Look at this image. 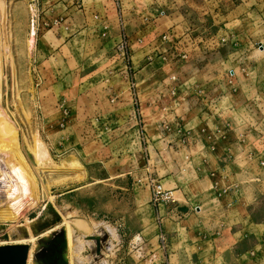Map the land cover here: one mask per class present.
<instances>
[{
	"label": "rangeland",
	"instance_id": "1",
	"mask_svg": "<svg viewBox=\"0 0 264 264\" xmlns=\"http://www.w3.org/2000/svg\"><path fill=\"white\" fill-rule=\"evenodd\" d=\"M84 1L87 17L77 12L76 17L69 18L63 6L64 0H0V60L3 69L1 106L17 127L19 148L36 176L40 189L39 204L30 210L24 207L20 220L0 221V240L5 236L14 240L26 237L28 234L26 219L35 226L36 237L55 229L62 222H67L66 228L70 229L72 264H264V171L257 170L254 165L247 163L248 166L245 169L236 173L239 183L232 182L237 179L230 176L233 172L231 168H226L223 177L230 181L223 183V187L219 189L221 195L224 194L220 195L221 197L229 196L226 206L223 208L215 203L216 212L207 209L202 216L206 225L215 221V225L223 222L228 224L231 230L244 229V232H236L232 237L231 246L225 247H214L212 238L203 237L198 233L200 222L194 214L186 215L178 222L171 220L159 223L157 221L158 229L160 224L163 225V232H159L156 242H151L149 236L141 235L132 238V242L129 243L131 239L123 237L122 232L120 234L110 227L116 222L123 225V217L112 218L111 216L110 210L116 204L110 191L113 188L110 184L113 183L97 180L99 164L87 165L93 179L85 178L83 182H77L84 179L85 169L74 155L83 157L88 162L114 159L109 163L112 167L110 170L114 173L118 170L125 172L129 169L126 149L134 150L137 142H144L145 137L141 129L144 124L140 121L137 122L139 134L135 136V139L133 136L132 140L129 139L124 144L120 132L115 131L118 129L115 127L118 126L117 123L109 124V128L102 131L103 135H97V139L94 137L96 134H93V130L89 129V133L85 132L84 119L86 116L95 114L97 98L107 99V96L111 94L103 90L106 87H114L118 94L124 93L131 98L133 95L135 97L138 94V88H141L142 96L143 93L145 95L147 93V90L144 92L142 85L145 77L157 81L165 79L168 86L172 77L170 72L165 71L172 57L162 60L163 56L160 57L162 59L154 56L136 67V71L127 72L123 62L114 58L117 56L106 55L108 48L106 51L103 50V46L106 45L104 41L112 40L116 34L119 35L120 30L123 34L126 32L129 35L132 39L131 44L139 38L145 39L146 36L143 33L137 36L134 34L139 30V24L142 21L139 20V24L131 22L128 15L123 23L120 21L113 24L111 21L109 31L112 29L113 37L104 39L105 37L95 32L98 25L94 20L95 12L104 13L99 2H104V5L107 4L109 8L113 4L109 5L106 0ZM199 1L180 0V4L186 8L195 9V2ZM232 2L235 7L230 13L227 9L231 7ZM133 3L139 6V10H143L150 0H126L123 4L125 10L132 8ZM220 5L224 7L221 8L220 13L223 15L229 13L227 17L230 20L227 23L228 19L222 18V22L217 23L218 27L223 26L224 23L228 24L225 29H222V33L237 31L239 34H244L248 42H260L264 47V0H221ZM239 5L243 6L238 7ZM95 6H97L96 9H94ZM184 10L185 13L189 12ZM200 11L206 14L207 5ZM33 16H38L41 22L59 20V24L53 31H50L53 27L40 28L41 30L37 31L27 50L26 40L31 33ZM67 18L69 20L65 21ZM84 18L90 20L89 30L83 27ZM189 19L184 18V25L177 28L180 35L188 28L193 29L191 25L195 24L191 20L188 22ZM178 20L175 18L176 22ZM155 21L156 23L151 21L152 24L146 34L152 30L164 32L173 22L172 18H156ZM200 25L202 26L200 31H203L208 40L212 32L206 30L211 28L207 27L206 22ZM69 28H71L70 33H68ZM218 31L219 29L214 34ZM257 50L261 49L257 47ZM140 57L142 56L134 55L135 64ZM12 61L16 63L15 76ZM260 61L264 63V57ZM126 65L130 67L129 64ZM146 65L147 67L142 70ZM133 81L136 84L131 88ZM160 89L162 90L163 86ZM115 97L116 95L113 99ZM170 99H172L171 96ZM167 105V112L170 113L174 109L172 107L174 104ZM139 107L136 103L135 109ZM142 107L145 109V106ZM262 124L264 126V120ZM149 128L150 126H147L146 129L149 130ZM87 134H93L94 138L85 137ZM36 146L39 147L41 155L43 154V162L40 161V157H36L38 152L35 151L39 150ZM3 152H0L2 165L7 158L5 154H2ZM9 157L8 160L12 159ZM4 167L6 166L3 165ZM49 170L56 174L58 178L55 179L56 181H61H58L51 191H44L43 185H46L50 179ZM61 173L60 178L58 176ZM7 176L5 177L7 183L5 181L0 183V198L3 197L1 199H5V204L9 206L11 201L5 196L13 184L11 180L13 178ZM62 181L67 185L85 186V188L79 190L76 196L67 197L62 195V191L59 192L63 190L60 189L64 185ZM8 182H10L9 185ZM143 185L140 186L143 187ZM239 186L242 187L241 194L244 191L241 198V194L237 196L240 193H237ZM123 188L125 187L120 182L121 191ZM175 196L177 203L184 202L181 193H175ZM173 208L176 206L172 205ZM172 209L169 210L170 213ZM250 217L255 218L254 223L249 220ZM93 236L107 238L106 243L102 245L100 256L96 253V242L89 239ZM162 237L165 238V242H162Z\"/></svg>",
	"mask_w": 264,
	"mask_h": 264
},
{
	"label": "crops",
	"instance_id": "2",
	"mask_svg": "<svg viewBox=\"0 0 264 264\" xmlns=\"http://www.w3.org/2000/svg\"><path fill=\"white\" fill-rule=\"evenodd\" d=\"M106 1L109 5L112 3V7L110 5L109 8L107 4L104 5V2H99L104 13L95 12L94 16V20L98 24L95 32L99 36L105 37L104 39L113 37L112 29L109 31L111 21L113 24L120 21L123 23L126 15L131 18V22L139 24L138 21H142L139 24V30L134 34L137 36V34L143 33L146 36V41L143 37L141 42L136 41L131 44V58L128 62L121 56L115 55V47L121 38L127 35L126 32L123 34L120 30L119 35L116 34L112 40L104 41L106 45L103 46V50L106 51L108 48L106 55L117 56L114 58L123 62L127 72L136 71V67L151 60L154 56L156 58L159 56V59H162L161 56H165L162 60L173 57L172 44L170 45V43L176 37L172 36L168 43H162L160 36L171 27L178 35L177 28L184 25V18H190L188 22L192 21L198 27L206 21L211 28L210 33L214 34L219 29L217 33L221 35L222 29H225L228 24L224 23L223 26L218 27L217 23L222 22V18L228 19L227 23L230 21L227 17L229 13L226 15L220 13L221 8H224L220 5L221 0H200L195 2V9L181 6L180 0H150L143 10H139V6L135 3L132 4V8L125 10L123 4L126 0ZM63 4L69 18L76 17L75 13L77 12L83 13L87 17L84 0H64ZM206 5L208 12L206 11L205 14L200 10ZM230 5L231 7L227 6V10L233 12L235 5L233 2ZM240 6L243 5L238 7ZM96 8L97 6L94 7V9ZM184 9L189 12L185 13ZM162 11L165 12V15L159 16V12ZM69 18L65 21H68ZM154 18L155 20L156 18H172L173 22L164 32L152 30L146 34L151 24L156 23L155 20L153 21ZM175 18L182 21L176 22ZM83 22L85 30H89V18H84ZM147 23L149 25H146ZM54 29L55 26L50 31ZM116 31H118L117 28ZM70 32L71 28L68 33ZM229 34L233 35V41L226 46L214 51L211 49L206 51L202 48V50L193 53L190 59L185 62L172 60L170 65L167 63L165 71L170 72L172 77H177L175 84L172 82V77L170 86L165 79L157 81L145 77L142 85L144 92L147 90L148 94L143 93V98L140 92L141 88H138V94L135 97L131 95L132 97L128 98L127 94H118L114 87H106L103 91H109L111 94L107 96V99L97 98L95 114L86 116L84 119L86 121L85 132L89 133V129L93 130L96 139L97 135H103L102 131L107 130L109 124L117 123L118 126L115 127L118 129L115 131L118 130L122 135L123 144L129 139L132 140L133 136L135 139V136L139 134L138 121L144 124L141 128L145 137L144 142H137L134 150L126 149L129 169L125 172L118 170L114 173L113 170H110L112 167L109 166V163L114 159L88 162L85 158L74 155L85 169V173L82 181H73L83 182L85 178L93 179L87 165L99 164L100 171L97 172V180L113 183L110 184L113 187L110 191L116 204L110 210L111 216L112 218L122 216L123 225L116 222L112 223L110 227L120 234L122 232L123 237L131 239L129 243L132 242V238L141 235L149 236L151 242H156L159 232H163V225L160 224L158 229L157 221L159 223L171 220L178 222L182 217L192 214L200 222L198 233L203 237L212 238L211 242L215 245L214 247L231 246L232 237L236 232H244L243 228L231 230L229 225L224 222L215 225L216 222L211 221V224L206 225L202 218L207 209L216 212L215 203L220 204L223 208L226 206L229 196L221 197L224 194L221 195L219 191L223 187V183L230 181L223 177L226 168H231L233 172L230 176L237 179L232 181L236 183L240 181L236 177V173L245 169L248 166L247 163L256 166L259 171H264L259 166V161L264 159V126L262 124L264 120V63L260 61L264 57V47L257 50L258 44L262 43L248 42L247 37L237 31ZM127 36L129 37V35ZM139 39L141 40V38ZM135 52L138 53L135 54ZM134 55L142 56L136 60V64ZM110 62L113 63V61ZM126 64H129L130 67ZM146 67L147 65L142 70ZM107 70L109 71V68ZM123 77L126 78L125 75ZM135 84L133 81L130 87H135ZM159 86H163V89L161 90ZM172 86L177 88L175 96L171 94ZM114 95L116 97L113 99ZM136 103L140 106L137 110L135 109ZM167 104H174L172 106L174 109L170 113L167 112ZM142 106H145V109ZM146 120L150 123L148 124ZM176 123L181 124L188 132L187 146L180 143L179 136L165 134L162 129L163 124L172 126ZM147 126H150L149 130L146 129ZM93 134H87L85 137L94 138ZM101 138L103 139V137ZM170 142H173L172 146H169ZM148 163L151 164L155 177L167 190L182 194L183 203L158 207L151 203L150 189L146 184L143 185L137 181L139 175L144 173ZM120 182L125 187L122 191ZM83 188L85 186L77 187L64 184L60 187L63 190H59V192L62 191V195L72 197L70 195L76 196L78 191ZM241 188L239 186L238 197L242 192ZM243 194L244 191L240 198ZM172 205H175L176 208L172 209ZM170 209H172L171 213ZM249 220L252 223L255 222L253 217H250Z\"/></svg>",
	"mask_w": 264,
	"mask_h": 264
},
{
	"label": "bare ground",
	"instance_id": "3",
	"mask_svg": "<svg viewBox=\"0 0 264 264\" xmlns=\"http://www.w3.org/2000/svg\"><path fill=\"white\" fill-rule=\"evenodd\" d=\"M34 36H35V29L31 31L28 39L26 40L27 50H29V46L31 45ZM0 58H1V52H0ZM12 63H13L12 66H14L13 71H14V76H15L16 75V63H14V61H12ZM2 70H3L2 61L0 60V152L4 151L2 154H5L7 156V158L4 159V162H3L4 163L3 165L6 167L3 168V165L0 164V183L6 180L5 177H8L7 175H9L10 178L14 179V180L11 179L13 184L10 186V190H8L9 191L8 194L6 193L7 195L5 196L7 200L10 199L11 204L8 206L7 203L5 204V201H4L5 199H1L3 197L0 198V221L3 222L6 220H9V221L20 220L21 216H23L22 210L24 209V207L27 210H30L36 207L39 204L40 189H39V183L37 181L36 176L33 174L32 169L25 161V158L19 148L18 141H17L18 140L17 127L15 126L14 123L11 122V119H9L10 117H8L7 113L2 109V106H1V97H2V87L1 86L3 82L2 80L3 71ZM17 112L18 111H16V113ZM29 117H30V114H29ZM37 148L39 149V147ZM35 152H38L36 157H40L41 158V159L39 158L40 161L43 162L44 158H43V154L41 155L40 149L36 150ZM9 156L12 159L8 160ZM39 159H38V162H40ZM49 171L51 172V170ZM50 172H49L50 179L48 180L46 185H43L44 191H51L52 187H54L58 181L59 182L61 181V180L56 181L55 179H58L56 174L54 172H51V173ZM61 176H62V173L58 177L61 178ZM9 183L10 182H8V185ZM61 183L64 184L63 181ZM17 223L19 224V222ZM32 224L29 222V219H26L25 225H27L26 230L28 231V234L26 235V237H22L17 240L12 239L11 237L10 238L8 237V239H2L0 240V246L12 245V244H29L31 246V251L29 255L28 264H33L34 250H35L38 240H40V238L48 236L49 234H52L53 232L60 231L61 229H65L67 232V238H68L69 260H70V264H72V253H71V245H70V237H69L70 229L68 228L67 230L66 228L67 222L60 223L59 225L56 226L55 229L42 234L40 237H36L34 235L35 226H33ZM100 238H101V248H102V245L106 243L107 238L106 236H104L103 238L102 237Z\"/></svg>",
	"mask_w": 264,
	"mask_h": 264
},
{
	"label": "built area",
	"instance_id": "4",
	"mask_svg": "<svg viewBox=\"0 0 264 264\" xmlns=\"http://www.w3.org/2000/svg\"><path fill=\"white\" fill-rule=\"evenodd\" d=\"M165 15V12H159V16ZM206 22V21H204ZM202 22L201 24H203ZM59 24V20L49 21V22H41V19L38 16H33L31 19V31L35 29V36L37 31L41 30L42 27H56ZM193 29H186L182 32L181 35H177L175 29L171 27L168 31L163 33L160 36L162 43H168L171 40L172 36H175L176 39L174 43H172L171 52H172V60L175 62H185L190 59L191 55L195 52L202 50V48L206 51H214L219 49L220 47L226 46L227 44L232 43L233 39L231 34L222 33L212 34L207 40L206 36H204L202 26L198 27L196 25H191ZM208 28H210L207 25ZM211 30V29H210ZM206 30V31H210ZM205 32V31H204ZM219 34V35H218ZM139 42L142 39H138ZM262 44H258V48L261 49ZM116 54L124 58L127 62L131 58V39L126 35L121 38L119 43L115 47ZM165 58V56H163ZM172 82L175 84L177 82V77H172ZM177 88L172 86L171 94L173 96L176 95ZM165 134H175L179 136V141L183 146H187L189 142L188 132L184 130V127L176 123L174 125L163 124L162 126ZM145 139V138H144ZM173 142L169 143V146H172ZM259 166L264 170V159L259 161ZM137 181L139 183H144L148 186L151 191V203L155 206L161 205H169L177 203V199L175 196V192L173 190H167L164 185L159 181L152 171V166L150 163L145 167L144 173L140 174ZM162 242H165V238H161Z\"/></svg>",
	"mask_w": 264,
	"mask_h": 264
},
{
	"label": "water",
	"instance_id": "5",
	"mask_svg": "<svg viewBox=\"0 0 264 264\" xmlns=\"http://www.w3.org/2000/svg\"><path fill=\"white\" fill-rule=\"evenodd\" d=\"M3 239H8L5 236ZM96 242V253L101 255V238L89 237ZM31 246L16 244L0 246V264H28ZM33 264H70L67 232L65 229L53 232L38 240Z\"/></svg>",
	"mask_w": 264,
	"mask_h": 264
}]
</instances>
